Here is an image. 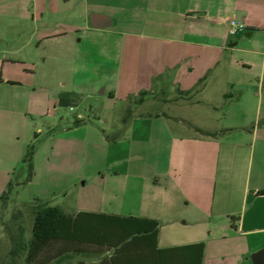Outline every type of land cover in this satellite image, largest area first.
Returning <instances> with one entry per match:
<instances>
[{
	"label": "crops",
	"instance_id": "crops-1",
	"mask_svg": "<svg viewBox=\"0 0 264 264\" xmlns=\"http://www.w3.org/2000/svg\"><path fill=\"white\" fill-rule=\"evenodd\" d=\"M116 2L41 3L40 46L60 45L68 54L67 69L85 87L80 100L98 94L123 106H263L264 0H143L140 5L133 0L128 13ZM93 15L98 16L99 28L92 27ZM231 19L244 23L246 30L229 36ZM6 28L16 32V40L8 35L7 41L17 42L19 48L4 50L11 58L0 59V146L8 140L13 143V114L23 117L28 130L30 118L36 116L28 106L37 103V88L33 84L25 88L29 80L16 70L28 64L27 59L13 57L21 56L29 41L16 37L23 31L21 25L9 22ZM170 120L161 113L141 114L127 120L126 139L109 141L105 133L95 139L104 142L112 155L107 157L112 166L109 177L140 180L135 208L126 213L84 208L69 213L59 208L70 215L92 212L155 220L157 248L203 243V264H219L208 257L212 239H243L245 247L240 256L235 255L237 259L264 249V195L259 194L264 191V128L260 134L257 129L249 136L247 131L235 136L231 128L202 129L181 119L174 126ZM75 122L68 120L53 138L52 163L58 172L87 181L85 154L97 131L88 130L80 116ZM22 145L12 146L15 153L8 156L10 161L0 153V200L10 195L9 191L3 197L28 144ZM99 175L98 183L105 180L104 173ZM34 202L27 205L33 214L38 204L50 205L47 199ZM5 229H0L1 236ZM17 232L13 238L22 236L19 226ZM181 235L182 239L176 238ZM68 255L72 261L80 257ZM101 258L94 256L93 262Z\"/></svg>",
	"mask_w": 264,
	"mask_h": 264
},
{
	"label": "rangeland",
	"instance_id": "rangeland-1",
	"mask_svg": "<svg viewBox=\"0 0 264 264\" xmlns=\"http://www.w3.org/2000/svg\"><path fill=\"white\" fill-rule=\"evenodd\" d=\"M43 1L0 0V14L8 18H16L10 21L5 17H0V59L11 58L4 50L19 48L17 42L7 41L8 35H13L14 38V34H16V32H11L9 28H6L9 22L21 25L23 31L19 32V36L16 37L29 41V45L20 53L21 56L13 57L14 59L20 57L27 59L28 64L18 65L16 70L22 71L24 81L29 80V82H25L27 85L25 88L32 84L37 88L34 94L35 99L32 96L34 103L35 101L37 103L34 106H28L29 110L36 115L33 119L30 118L32 125L28 127V130L26 128L24 130L21 121L23 117L13 114V143L8 140L0 146V153H6V156L11 158L14 157L15 153L11 149L12 146L15 148L22 142L23 145L28 144L24 145V155L28 146H33L31 182L26 181L28 176L27 164L21 163V160L19 164H15V170L9 176L11 180L10 195L7 199L0 200L1 231L6 226V233L0 235V264H24L23 256L17 258L11 256L13 248L11 239L17 237L18 226L22 230L23 240L30 239L34 214L27 205L37 201V199H47L50 205L58 206L69 213H75L80 208L91 211L126 213V211L137 206L140 180L109 177L107 171L112 166L107 162V157L108 154L110 157L112 155L110 152L108 153L106 145H103L104 142H96L95 139L98 138V134L105 133L110 139L109 141L112 139L124 140L130 128V123L127 120L136 119L141 114L154 112L168 115L171 118V124L174 126L177 124V119H181L185 124L200 126L202 129L231 128L230 132L235 136L246 134L244 131H247L246 135L249 136L254 131L256 133L257 129L260 134L264 128V98L263 106H164L159 103L156 106L153 103H151L153 106H123L125 105L123 102H110L98 94L82 98L81 101L82 96L80 94L85 87L79 85L78 76L67 69L69 67L68 54H65L60 45L40 46V6ZM137 1L138 5L143 3V0ZM116 3H121L128 13L131 10L133 0H117ZM243 36L244 33H242ZM14 39L16 40V38ZM7 42L8 44H6ZM43 58H46L45 63ZM43 72L49 76L40 78V74ZM142 97L145 98L144 95ZM78 116L87 123L88 130L97 131L95 133L97 137L92 139L93 142L88 145L85 154L86 171L84 169L83 174L87 181L83 178L78 180L70 177L65 172H58L57 166L52 163L53 138L60 135L68 120L75 122ZM185 128L189 129L187 126ZM36 131H38V135L33 137ZM76 135L82 136L81 132ZM19 136L20 142L16 140ZM122 136L123 138H120ZM9 157L8 160L10 161ZM48 159L50 160L49 163L47 162ZM133 160L134 158L131 159L132 162ZM4 165H8V161ZM100 173L105 174V180L98 183L97 179H99ZM83 181H86L85 185H83ZM37 203L34 202V205ZM183 237L181 235L176 238L182 239ZM58 246L52 244L50 247L49 245L50 253ZM243 247H245L244 240L238 237H227L221 240L212 239L208 245V257L212 255L219 264L220 261H223L221 264H252L251 254L243 255L239 259L235 256L241 255ZM78 248L84 252L95 250L85 246ZM103 256H107V253ZM77 260L93 262L95 259L93 255L87 258L80 256L72 262L76 263Z\"/></svg>",
	"mask_w": 264,
	"mask_h": 264
},
{
	"label": "trees",
	"instance_id": "trees-1",
	"mask_svg": "<svg viewBox=\"0 0 264 264\" xmlns=\"http://www.w3.org/2000/svg\"><path fill=\"white\" fill-rule=\"evenodd\" d=\"M32 147L28 146L21 162L27 164V182L32 177ZM10 189L11 185L3 197ZM158 227L157 221L146 218L92 212L70 215L57 206L40 203L34 211L30 239L12 238L11 256H23L24 264H203V243L157 248ZM52 244L59 246L50 253ZM79 246L95 250L84 252ZM68 253L85 258L107 256L97 262L74 263Z\"/></svg>",
	"mask_w": 264,
	"mask_h": 264
},
{
	"label": "water",
	"instance_id": "water-1",
	"mask_svg": "<svg viewBox=\"0 0 264 264\" xmlns=\"http://www.w3.org/2000/svg\"><path fill=\"white\" fill-rule=\"evenodd\" d=\"M98 19L97 15H93L91 17V24L94 28H99L98 24L96 23ZM251 262L252 264H264V249L258 250L251 254Z\"/></svg>",
	"mask_w": 264,
	"mask_h": 264
},
{
	"label": "built area",
	"instance_id": "built-area-1",
	"mask_svg": "<svg viewBox=\"0 0 264 264\" xmlns=\"http://www.w3.org/2000/svg\"><path fill=\"white\" fill-rule=\"evenodd\" d=\"M246 30V26L244 23L239 22L237 20L231 19L229 21V27H228V35L229 36H235L243 31Z\"/></svg>",
	"mask_w": 264,
	"mask_h": 264
}]
</instances>
